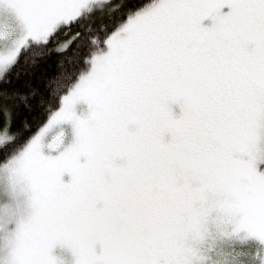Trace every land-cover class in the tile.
<instances>
[{"label": "snow or ice", "instance_id": "6c2138e0", "mask_svg": "<svg viewBox=\"0 0 264 264\" xmlns=\"http://www.w3.org/2000/svg\"><path fill=\"white\" fill-rule=\"evenodd\" d=\"M0 264H264V0H0Z\"/></svg>", "mask_w": 264, "mask_h": 264}]
</instances>
